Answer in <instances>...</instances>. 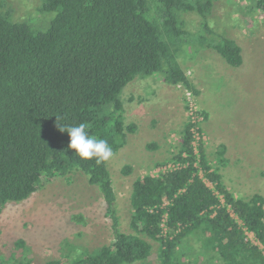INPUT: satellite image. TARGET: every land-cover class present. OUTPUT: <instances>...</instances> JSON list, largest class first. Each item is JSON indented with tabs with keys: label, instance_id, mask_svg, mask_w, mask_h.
Masks as SVG:
<instances>
[{
	"label": "trees",
	"instance_id": "16d2710c",
	"mask_svg": "<svg viewBox=\"0 0 264 264\" xmlns=\"http://www.w3.org/2000/svg\"><path fill=\"white\" fill-rule=\"evenodd\" d=\"M38 1L39 13L51 19L36 32L12 21L0 0V214L43 182L78 171L98 190L113 240L72 264L145 263L152 248L143 237L159 244L157 264H202L207 256V264H264V198L236 199L226 190L201 142L196 156L193 125L185 128L176 168L134 181L132 233L119 229L107 161L80 160L68 148L67 132L58 128L85 123L90 136L116 151L133 128L124 125L121 95L134 80L160 75L196 97L181 56L210 50L229 67L241 68V47L216 38L205 22L219 0ZM257 4L264 10V0ZM187 14L202 19L201 31L186 30ZM0 264L18 260L12 254Z\"/></svg>",
	"mask_w": 264,
	"mask_h": 264
},
{
	"label": "rangeland",
	"instance_id": "374dc122",
	"mask_svg": "<svg viewBox=\"0 0 264 264\" xmlns=\"http://www.w3.org/2000/svg\"><path fill=\"white\" fill-rule=\"evenodd\" d=\"M1 1L11 9L12 21L25 22L36 32L47 29L51 18L39 13L38 0ZM257 2L213 1L205 18L216 38L241 47V68H231L213 51L201 49L179 59L198 96L187 97L181 86L167 85L160 75L136 79L123 90L122 119L133 128L124 146L107 161L121 232L132 233L134 181L178 166L175 159L183 151L187 125H193L196 156L201 142L208 165L220 174L226 190L236 199L254 194L264 198V10ZM182 20L188 32L201 31L197 15L187 14ZM143 238L152 250L140 264H157L159 244ZM112 240L100 194L78 171L43 182L29 198L7 204L0 214V262L13 254L18 264H72ZM195 248L201 249L200 243ZM201 261L207 264L208 256Z\"/></svg>",
	"mask_w": 264,
	"mask_h": 264
},
{
	"label": "clouds",
	"instance_id": "9594fccd",
	"mask_svg": "<svg viewBox=\"0 0 264 264\" xmlns=\"http://www.w3.org/2000/svg\"><path fill=\"white\" fill-rule=\"evenodd\" d=\"M87 125L60 126L59 131L67 132L69 136L68 148L82 161L95 159L97 164L108 161L113 156V149L104 139L90 136L86 131Z\"/></svg>",
	"mask_w": 264,
	"mask_h": 264
},
{
	"label": "built area",
	"instance_id": "2783aa9c",
	"mask_svg": "<svg viewBox=\"0 0 264 264\" xmlns=\"http://www.w3.org/2000/svg\"><path fill=\"white\" fill-rule=\"evenodd\" d=\"M185 93H186V96H187V97H192V98H193V96L191 95V93L186 92V91H185Z\"/></svg>",
	"mask_w": 264,
	"mask_h": 264
}]
</instances>
